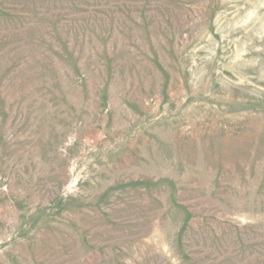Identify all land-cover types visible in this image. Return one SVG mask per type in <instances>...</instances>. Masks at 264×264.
I'll return each instance as SVG.
<instances>
[{
	"label": "rangeland",
	"instance_id": "1",
	"mask_svg": "<svg viewBox=\"0 0 264 264\" xmlns=\"http://www.w3.org/2000/svg\"><path fill=\"white\" fill-rule=\"evenodd\" d=\"M0 264H264V0H0Z\"/></svg>",
	"mask_w": 264,
	"mask_h": 264
}]
</instances>
